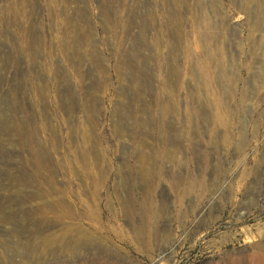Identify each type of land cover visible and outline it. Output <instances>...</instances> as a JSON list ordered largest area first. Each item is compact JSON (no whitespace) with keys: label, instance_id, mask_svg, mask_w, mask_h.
I'll return each mask as SVG.
<instances>
[{"label":"rangeland","instance_id":"obj_1","mask_svg":"<svg viewBox=\"0 0 264 264\" xmlns=\"http://www.w3.org/2000/svg\"><path fill=\"white\" fill-rule=\"evenodd\" d=\"M81 232L86 258L42 257ZM26 243V264L264 254V0H0V255Z\"/></svg>","mask_w":264,"mask_h":264},{"label":"bare ground","instance_id":"obj_2","mask_svg":"<svg viewBox=\"0 0 264 264\" xmlns=\"http://www.w3.org/2000/svg\"><path fill=\"white\" fill-rule=\"evenodd\" d=\"M180 197H181V195H180ZM144 198H145L144 202H146L149 199H152V201H153L154 195L153 194H147V198L146 197H144ZM126 200H128V203H130V204H128V206H127V205H124L122 203L121 205L125 206V207H123V206L122 207L127 208V210L130 213H133V212H135V210L139 209V208L136 209L135 206L133 205L134 200H135L134 195H130L129 197H127ZM147 209L148 208H144V211H147ZM136 233L140 239L139 241H141V246H142V248L139 249L138 252H141L143 254L148 253L147 255L150 257V254H149L150 250H149V246H148V244H149V242H148V236H149L148 231H146L143 228H139L136 230ZM121 236L122 235H119L116 232L117 238H121ZM149 238H151V237H149ZM89 240H90V238L82 232L77 234V235H71V236L65 235V234H61V235L55 234V236H52V237L47 238L45 240L44 244L47 247H45L44 249H47V251L46 250L44 251L46 253L42 257L45 258L47 253H50L52 256H57V255L61 254L62 256H67V257L76 256V257H83L82 259H84L88 255V253L86 251L89 250L88 249L89 248V244H88ZM108 242H112V241H108ZM21 243H22V241H19L17 245L22 246ZM124 244H127V243L124 242ZM95 245H96V243L93 245V247ZM25 246L30 248V253H28L27 255H24L25 253L24 254L20 253L21 255L17 256L18 254L10 255V254H7V252H5V253L0 255V264H26V260L30 258L31 254H33V255L36 254V249L31 248L30 247L31 245L27 244V243ZM120 249H123V248H120ZM90 251L97 252V250L95 248L94 249L90 248ZM94 255H96V253H94ZM36 260L38 261L40 259L37 258ZM96 264H97V261H96ZM232 264H264V254H259L258 252H255L247 258H241L236 263H235V261H233Z\"/></svg>","mask_w":264,"mask_h":264}]
</instances>
